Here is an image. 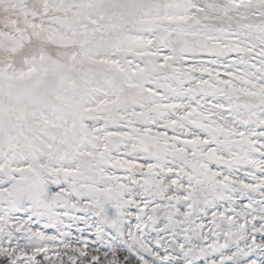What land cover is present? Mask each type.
<instances>
[{"label": "snow or ice", "instance_id": "obj_1", "mask_svg": "<svg viewBox=\"0 0 264 264\" xmlns=\"http://www.w3.org/2000/svg\"><path fill=\"white\" fill-rule=\"evenodd\" d=\"M0 264H264V0H0Z\"/></svg>", "mask_w": 264, "mask_h": 264}]
</instances>
